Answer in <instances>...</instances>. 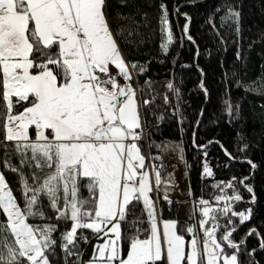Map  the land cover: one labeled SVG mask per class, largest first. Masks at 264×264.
Masks as SVG:
<instances>
[{"label": "snow or ice", "instance_id": "snow-or-ice-1", "mask_svg": "<svg viewBox=\"0 0 264 264\" xmlns=\"http://www.w3.org/2000/svg\"><path fill=\"white\" fill-rule=\"evenodd\" d=\"M222 7L221 27L240 37L241 11L230 3ZM133 9L139 11L134 0H0V148L5 169L17 173L20 184L17 197L0 171V264H53L58 247L63 264H163L165 258L167 264H239L244 241L233 238L234 218L249 221L253 208L236 211L234 205L244 200L237 184L251 193L246 203L257 202L253 186L245 183L250 176L215 182L216 194L194 199V222L183 228L178 219H163L162 231L158 226L161 210L150 193L159 199L163 183V199L171 204L169 186L175 181L171 173L162 181L161 166L147 164L142 153L145 121L135 77L147 72L148 62L129 60L121 44H139L148 14L137 20ZM160 10V49L167 54L175 37L166 4ZM209 22L220 36L212 17ZM188 33L185 23L183 34L195 43ZM236 55L243 59L239 51ZM145 84L151 88L153 81ZM166 86L182 120L180 89L172 81ZM200 87L207 95L203 80ZM224 104L230 120L240 116L239 104ZM193 144L207 157V145L196 144L195 133ZM202 174L214 175L207 159ZM145 211L150 229L140 227ZM252 233L260 235L255 228ZM92 238L103 242L84 260L81 242Z\"/></svg>", "mask_w": 264, "mask_h": 264}, {"label": "trees", "instance_id": "trees-1", "mask_svg": "<svg viewBox=\"0 0 264 264\" xmlns=\"http://www.w3.org/2000/svg\"><path fill=\"white\" fill-rule=\"evenodd\" d=\"M134 3L139 6L138 12L133 9L137 20L143 19V13L148 14L147 26L141 27L142 35L136 37L138 45L130 44L125 47L121 44V47L129 60L148 62L147 72L135 77L138 100L141 102L140 111L145 121L141 148L146 156V163L161 166L162 181L168 180L169 173L163 156L164 142L173 140L190 143L201 154L202 165L207 159L209 167L213 170V177L201 179L198 185H194L195 194L197 196L202 194L204 199L209 200L216 194L212 187L215 182L228 181L234 176L237 178L250 176L245 183L253 186L257 202L254 205L246 203L245 201L251 200V193H248L243 185L237 184L244 200L234 205L236 211L252 207L253 214L249 221L243 224H240L238 217L234 218L238 228L233 238L237 242L244 241L238 255L239 264H264V249L260 247L261 237H264V0H134ZM161 3L167 6L175 37L167 54H163L160 49ZM226 3L236 5L241 11L240 37L228 27H221L220 17L224 15L222 6ZM217 7H221V11L217 12ZM177 8L178 12L175 11ZM124 11L127 12L128 9ZM184 13L191 17L190 22ZM209 17L215 22L220 36H217ZM185 23H189L188 34L194 37L195 43L188 41L183 34ZM181 36H184L183 45ZM237 51L241 53L243 59H237ZM200 69H203V73ZM234 72L237 75L234 76ZM149 79L153 81L151 88L145 84ZM201 80L208 90L207 95L200 87ZM168 81H172L180 89L182 120L180 114L176 112V96L166 86ZM140 87L144 88L143 95H140ZM165 96L168 97L167 102ZM145 99L151 103L143 104L142 101ZM225 100L234 106L240 105L239 117L230 120ZM161 116L163 119L159 118ZM197 120L200 121L199 124L196 123ZM193 133L196 144L207 145V157L203 154L204 149L199 150L193 144ZM2 138L1 132L0 139ZM209 141L213 143L209 144ZM245 144L248 146L247 149H244ZM225 149L231 153V157L226 154ZM11 159L13 163L19 164L18 157L12 156ZM3 160L4 151L0 148V171H4L15 190L14 194L20 197L19 176L5 169ZM248 160L255 163L257 168L252 169ZM163 187L162 183L159 199L157 193L156 195L151 193L155 196L158 209L161 210L159 213L161 218L178 219L181 228L186 222H194L192 219L182 217L181 209L175 200L171 199L172 203L169 204L163 199ZM84 195H87L86 191ZM140 209L142 202L137 205V215H140ZM141 218L144 223L140 227L150 229L146 211ZM3 219L4 217L0 216V220ZM65 227H70V222L67 225L61 223V229ZM122 227L126 232L129 230L127 224ZM252 228L257 229L260 235L256 233L248 235L249 229ZM83 231L89 235L91 233V230ZM56 236L59 237V233H56ZM186 238L190 237L186 235ZM102 242L95 238L86 245L81 242L84 260L90 259L93 246ZM57 253L58 257L53 258V264H63V253L59 247ZM163 264H167L165 259Z\"/></svg>", "mask_w": 264, "mask_h": 264}, {"label": "rangeland", "instance_id": "rangeland-1", "mask_svg": "<svg viewBox=\"0 0 264 264\" xmlns=\"http://www.w3.org/2000/svg\"><path fill=\"white\" fill-rule=\"evenodd\" d=\"M181 148L184 149L182 154L180 152ZM181 155L183 156V159L181 158ZM163 156L165 158L166 170L168 173L172 174L171 178L175 181L174 186H169L171 187V191L168 192V195L172 200L175 198V201L181 209L182 217L190 219L193 216L194 199L195 197H199L195 194L196 190L194 189V185L199 184V181L202 179L203 175L201 154L193 145L188 142L184 143L181 141L168 140L164 142ZM153 193L155 194V192ZM150 196H152L151 193ZM152 198L155 200V196H152ZM195 214L198 218V208L195 210ZM163 219L165 218H161L159 214L158 226L161 231L163 229Z\"/></svg>", "mask_w": 264, "mask_h": 264}, {"label": "built area", "instance_id": "built-area-1", "mask_svg": "<svg viewBox=\"0 0 264 264\" xmlns=\"http://www.w3.org/2000/svg\"><path fill=\"white\" fill-rule=\"evenodd\" d=\"M145 141H146V140L144 139V142H145ZM206 177H207V176L202 175V179H204V178H206ZM155 195H156V192H155ZM199 197H200V196H199ZM196 198H198V197H195V199H196ZM173 200H175V198H173ZM85 234H86V233H85ZM248 235H250L249 232H248Z\"/></svg>", "mask_w": 264, "mask_h": 264}, {"label": "crops", "instance_id": "crops-1", "mask_svg": "<svg viewBox=\"0 0 264 264\" xmlns=\"http://www.w3.org/2000/svg\"><path fill=\"white\" fill-rule=\"evenodd\" d=\"M0 137H1V132H0Z\"/></svg>", "mask_w": 264, "mask_h": 264}, {"label": "water", "instance_id": "water-1", "mask_svg": "<svg viewBox=\"0 0 264 264\" xmlns=\"http://www.w3.org/2000/svg\"><path fill=\"white\" fill-rule=\"evenodd\" d=\"M199 150H202V149H199Z\"/></svg>", "mask_w": 264, "mask_h": 264}]
</instances>
